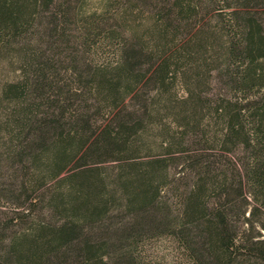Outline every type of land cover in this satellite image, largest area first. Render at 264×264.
Wrapping results in <instances>:
<instances>
[{"label":"trees","instance_id":"obj_1","mask_svg":"<svg viewBox=\"0 0 264 264\" xmlns=\"http://www.w3.org/2000/svg\"><path fill=\"white\" fill-rule=\"evenodd\" d=\"M79 1L0 0V264H264V0Z\"/></svg>","mask_w":264,"mask_h":264},{"label":"rangeland","instance_id":"obj_2","mask_svg":"<svg viewBox=\"0 0 264 264\" xmlns=\"http://www.w3.org/2000/svg\"><path fill=\"white\" fill-rule=\"evenodd\" d=\"M99 1L100 0H80L78 5L82 8H93L97 6ZM208 63H210L209 65L212 66L211 62ZM225 81L226 78L214 68L210 69L208 75H205V71L203 69L200 70L201 84L199 89L203 90V96L206 97V99H214L216 96L222 95H226V98L231 97L232 91L228 88ZM182 85L183 84H180L177 81L173 83V89L177 95L183 94ZM165 112L166 111H160L162 116L165 115ZM201 113L198 114V117L196 116L195 118L199 119ZM203 113H206L205 110ZM200 128L209 133L208 126L203 125ZM197 146L202 147V141H200ZM140 249L141 256L144 262L147 264H182V262L184 261L183 258L177 254L175 243L169 235L157 236L154 238H150L149 240L147 239L143 241Z\"/></svg>","mask_w":264,"mask_h":264}]
</instances>
